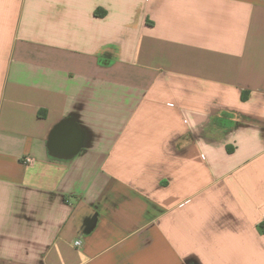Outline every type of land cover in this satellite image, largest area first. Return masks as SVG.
I'll return each mask as SVG.
<instances>
[{
    "label": "crops",
    "instance_id": "0c3cea01",
    "mask_svg": "<svg viewBox=\"0 0 264 264\" xmlns=\"http://www.w3.org/2000/svg\"><path fill=\"white\" fill-rule=\"evenodd\" d=\"M0 264H264V0H0Z\"/></svg>",
    "mask_w": 264,
    "mask_h": 264
},
{
    "label": "built area",
    "instance_id": "2783aa9c",
    "mask_svg": "<svg viewBox=\"0 0 264 264\" xmlns=\"http://www.w3.org/2000/svg\"><path fill=\"white\" fill-rule=\"evenodd\" d=\"M24 162H25V164H32V163H34V159L31 157H26V158H24ZM76 245L81 246L82 242L79 240L76 242Z\"/></svg>",
    "mask_w": 264,
    "mask_h": 264
},
{
    "label": "water",
    "instance_id": "95a60500",
    "mask_svg": "<svg viewBox=\"0 0 264 264\" xmlns=\"http://www.w3.org/2000/svg\"><path fill=\"white\" fill-rule=\"evenodd\" d=\"M73 152H75V150H73Z\"/></svg>",
    "mask_w": 264,
    "mask_h": 264
}]
</instances>
